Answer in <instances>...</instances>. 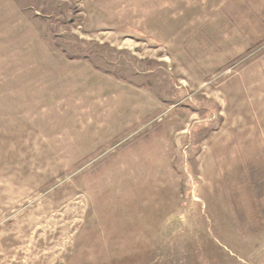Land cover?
<instances>
[{"label":"rangeland","instance_id":"374dc122","mask_svg":"<svg viewBox=\"0 0 264 264\" xmlns=\"http://www.w3.org/2000/svg\"><path fill=\"white\" fill-rule=\"evenodd\" d=\"M0 264H264V0H0Z\"/></svg>","mask_w":264,"mask_h":264}]
</instances>
